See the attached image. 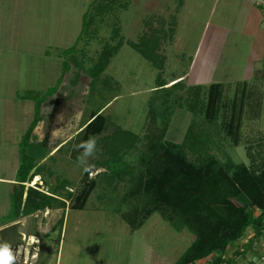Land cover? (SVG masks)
<instances>
[{
  "label": "rangeland",
  "instance_id": "374dc122",
  "mask_svg": "<svg viewBox=\"0 0 264 264\" xmlns=\"http://www.w3.org/2000/svg\"><path fill=\"white\" fill-rule=\"evenodd\" d=\"M24 1L21 26L34 30L24 31L30 34L24 36L26 41L52 43L47 59L37 58L38 64L34 63L42 71L39 87L43 88L39 82L51 84L45 91L33 90L32 116L24 114L16 99L0 110V175L11 174L18 163L7 151L5 139L13 141L17 130L29 126L28 118L35 119L37 103L43 100L42 120L29 148L37 156L42 180L35 185L27 181L25 186L46 192L58 186L67 201L66 207L20 219L39 241L29 248V264H175L195 234L187 228L175 229L159 213L132 229L123 214L142 215L146 198H131L130 175L118 181L102 177L111 175L108 165L115 157L130 169H139L140 153L146 150L152 129L150 111L160 106L159 96L165 94L167 106L176 110L166 138L182 143L190 159L200 157L190 149L200 136L208 138V152L222 162L254 166L264 162V59L255 58L259 46L255 32L251 34L249 23L245 24V14L249 19L245 0ZM146 40L155 41L161 66L136 47ZM213 83L223 87L222 111L218 119L209 121L205 113L188 108L194 103L195 87H201L200 97L207 104ZM20 92L31 91L20 88ZM57 99L60 104L53 118ZM97 109L104 116L103 131L89 136L84 129ZM233 114L236 125L241 115L239 132L235 128L240 136L237 144L222 127ZM10 121L14 135L4 126ZM163 127L162 119H156L154 131ZM190 128L193 132L186 137ZM90 137L97 141L96 153L88 161L91 174L77 163L82 152L78 145ZM91 180L97 184L85 208L75 209L76 198ZM64 181L68 186L62 188ZM14 186L0 183V228L9 224ZM67 192H73V199L67 200ZM247 238L245 234L243 239ZM258 251L264 254V245ZM17 264H23V256Z\"/></svg>",
  "mask_w": 264,
  "mask_h": 264
},
{
  "label": "trees",
  "instance_id": "16d2710c",
  "mask_svg": "<svg viewBox=\"0 0 264 264\" xmlns=\"http://www.w3.org/2000/svg\"><path fill=\"white\" fill-rule=\"evenodd\" d=\"M156 46L155 41L146 40L136 47L146 57H150L156 66H161L157 64ZM108 54L111 56L112 51ZM107 61L109 60L106 59L104 65ZM102 69L103 66L97 71L100 72ZM222 89L221 83H213L209 90V102L203 104L205 100L200 97L201 87H195L196 96L192 99L194 103L189 104L188 110L205 113L209 121L218 119L222 111L220 105ZM166 96L160 95L162 103L160 106H152L150 111L152 129L148 135L146 150L140 153L139 169H130L119 157H115L108 165L111 175L105 174L102 179L118 181L124 179L125 175H130L131 198H146L145 211L142 215L138 216L133 212L123 214L124 220L132 229L140 228L152 214L159 213L175 229L187 228L195 234V239L175 264H197L209 256H214L213 264H221L228 247L242 238L250 226L255 228L258 235L264 233V162L260 166L236 163L233 160L222 162L208 152L206 145L209 142L208 138L200 136L192 141L190 147L200 157L196 160L190 159L188 150L182 143L166 138L171 116L176 113L175 106H167ZM25 97L36 98L32 92ZM41 102L43 103V100ZM41 102L37 103L35 119L20 144L21 163L17 171L11 209L7 215L9 223L38 211L67 206V201L62 199L58 186L51 188L49 193L35 187L26 190L25 183L31 181L36 174L41 175L37 156L29 152L33 132L42 120ZM59 104L60 100L57 99L52 112L53 118L56 117ZM100 111L101 109H97L93 113L94 119L84 129L89 136L103 131L104 116ZM242 111L241 108L239 113ZM235 117L233 114L232 119H224L222 127L226 132L233 134L234 142L237 144L240 140L238 132L241 127V115L238 117L237 125ZM158 118L164 123L159 132L154 131ZM235 128L238 131L236 134ZM189 130L186 137L193 132L192 128ZM96 184V180H91L84 188L76 198L75 209L85 208ZM67 186L68 181H64L62 188ZM66 195L67 200L73 199V192H67ZM258 209L261 214L255 216V210ZM62 221L63 219L61 220L63 224Z\"/></svg>",
  "mask_w": 264,
  "mask_h": 264
},
{
  "label": "crops",
  "instance_id": "0c3cea01",
  "mask_svg": "<svg viewBox=\"0 0 264 264\" xmlns=\"http://www.w3.org/2000/svg\"><path fill=\"white\" fill-rule=\"evenodd\" d=\"M25 3L24 0H0V99L3 100L1 103H4V105H0V110L4 111L5 109L3 106L8 107L7 104L12 105L13 101H15L12 99H16L19 101V105L22 106L24 114L32 116V109L34 106L33 99L27 98L25 97L26 95L21 94L20 88L27 89V91H31L32 93H34L33 90L40 92L50 88L51 83L49 82H46V84L39 82L43 88L39 87L37 77L38 73L42 71L39 70L37 65V58L47 59L48 48L52 46V43L44 42V46H42V43L34 39L26 41V37L24 36L30 34L24 31H29L31 33L34 30H32L31 27L26 29L21 26V11H23L22 7H24ZM245 3L249 16V19H247L245 14V24L247 22L249 23V32L251 34L255 32L254 42L259 47L256 56L253 55L255 58L257 57L256 61L260 62L264 59V14L256 4V0H245ZM9 32H11V34ZM8 33L9 39L7 40ZM5 35H7L6 38H4ZM36 46H40L39 50H36ZM260 51H262V55H260ZM34 63L37 64L35 65ZM258 68L259 67L256 69ZM25 79L28 80L24 81ZM16 107H18V105H16ZM28 119L30 121L28 120L27 122H29L30 126L32 122L31 117ZM4 126H6L7 132L12 131V126H14L13 121L4 124ZM24 126L25 129L23 131L17 130V134L15 133V129L13 130V135L14 133L16 135L13 141L8 142L5 139L7 151H10V154L17 159L18 163L11 174L7 176L0 175V183L12 185L17 183V171L21 163L20 144L24 134L29 128L26 124ZM260 214L261 211L259 209L255 210V216ZM245 234L248 237L247 239H243V236L228 247L227 253L231 255L229 264H248L250 257L255 254L258 255V250L264 245L262 243V240H264V233L258 235L254 227L250 226ZM243 240L247 241L244 242ZM260 244L261 246L259 247ZM242 248L244 250H241Z\"/></svg>",
  "mask_w": 264,
  "mask_h": 264
},
{
  "label": "clouds",
  "instance_id": "9594fccd",
  "mask_svg": "<svg viewBox=\"0 0 264 264\" xmlns=\"http://www.w3.org/2000/svg\"><path fill=\"white\" fill-rule=\"evenodd\" d=\"M78 149H82L81 154L77 157L78 165L83 169L84 172L91 174L92 166L89 164V158L93 157L97 150V141L94 137H90L86 141H82L78 145ZM22 244L15 252L12 250L11 245L8 242L0 240V264H17L21 255L23 256V264H29L28 248L32 245L39 243L36 236H27L21 233ZM25 244L27 247H25ZM36 255L31 256V260H36Z\"/></svg>",
  "mask_w": 264,
  "mask_h": 264
},
{
  "label": "water",
  "instance_id": "95a60500",
  "mask_svg": "<svg viewBox=\"0 0 264 264\" xmlns=\"http://www.w3.org/2000/svg\"><path fill=\"white\" fill-rule=\"evenodd\" d=\"M26 223L25 220H16L14 222H11L3 227L0 228V240H3L4 242H8L12 250L15 252L19 247L22 246L24 241H22L21 233L26 234L27 236H34V234H31L27 231V228H25ZM25 247L27 245L25 244ZM28 255H29V248ZM36 255V254H35ZM22 258V255L19 259Z\"/></svg>",
  "mask_w": 264,
  "mask_h": 264
},
{
  "label": "built area",
  "instance_id": "2783aa9c",
  "mask_svg": "<svg viewBox=\"0 0 264 264\" xmlns=\"http://www.w3.org/2000/svg\"><path fill=\"white\" fill-rule=\"evenodd\" d=\"M256 4L260 7L264 14V0H256ZM241 250H244L243 248ZM214 256H209L204 259H201L197 262V264H213L214 262ZM229 261H231V255H229L227 252L223 255V261L221 264H229ZM248 264H264V254L259 253L258 255H253L249 259Z\"/></svg>",
  "mask_w": 264,
  "mask_h": 264
},
{
  "label": "bare ground",
  "instance_id": "6f19581e",
  "mask_svg": "<svg viewBox=\"0 0 264 264\" xmlns=\"http://www.w3.org/2000/svg\"><path fill=\"white\" fill-rule=\"evenodd\" d=\"M41 177H40V175H35L34 176V178L31 180V181H29V184H32V185H35V184H38L39 182H41Z\"/></svg>",
  "mask_w": 264,
  "mask_h": 264
}]
</instances>
